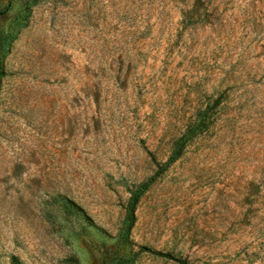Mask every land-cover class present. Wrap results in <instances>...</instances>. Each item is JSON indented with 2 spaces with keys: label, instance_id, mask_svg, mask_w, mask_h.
Segmentation results:
<instances>
[{
  "label": "rangeland",
  "instance_id": "rangeland-1",
  "mask_svg": "<svg viewBox=\"0 0 264 264\" xmlns=\"http://www.w3.org/2000/svg\"><path fill=\"white\" fill-rule=\"evenodd\" d=\"M0 264H264V0H0Z\"/></svg>",
  "mask_w": 264,
  "mask_h": 264
},
{
  "label": "trees",
  "instance_id": "trees-1",
  "mask_svg": "<svg viewBox=\"0 0 264 264\" xmlns=\"http://www.w3.org/2000/svg\"><path fill=\"white\" fill-rule=\"evenodd\" d=\"M176 158L175 156H172L169 161L165 164V166L163 167V169L170 163L172 162L174 159ZM154 180V178H152L151 180H148L147 182L141 184L140 186H138V188L133 192L132 197L130 199L129 202V206H128V218L132 221L135 219V215H134V209L138 203V201L140 200V197L142 195V193L144 192V190L151 184V182ZM155 254L158 255H165L168 256V254H165L163 252H159L156 251L154 252Z\"/></svg>",
  "mask_w": 264,
  "mask_h": 264
}]
</instances>
